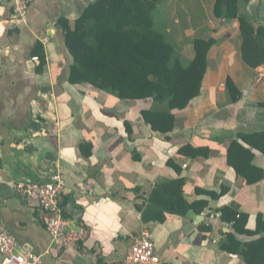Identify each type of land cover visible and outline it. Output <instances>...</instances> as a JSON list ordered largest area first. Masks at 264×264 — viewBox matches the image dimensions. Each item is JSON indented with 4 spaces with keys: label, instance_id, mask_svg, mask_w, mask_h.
<instances>
[{
    "label": "crops",
    "instance_id": "0c3cea01",
    "mask_svg": "<svg viewBox=\"0 0 264 264\" xmlns=\"http://www.w3.org/2000/svg\"><path fill=\"white\" fill-rule=\"evenodd\" d=\"M95 1L31 0L23 24L11 19L10 6L0 0V219L20 250L31 247L42 264H121L144 230L162 264H245L242 256L222 250L227 236L236 233L229 220H222V211L229 207L247 214V229L256 230L257 217L264 221V180L248 185L229 165L228 151L234 141L243 144L242 135L264 132V78L242 60L239 21L216 18L215 0H190L187 8L198 25L182 34L186 48L178 37V48L188 50L191 62L194 40L215 43L200 95L176 113L175 129L162 134L142 117L155 108L152 100H120L69 82L74 61L60 22L65 19L74 28ZM185 7L165 0L157 17L177 24L174 12ZM239 13L264 28V0L241 3ZM229 79L247 97L234 102ZM187 146L203 149V155H181ZM252 151L255 167L264 170V154ZM57 173L66 184L62 210L68 230L88 232L84 241L61 251L35 202L21 189L27 182L50 183ZM177 178L186 179L190 202L208 201V207L191 211L193 218L144 223L138 206L156 185ZM197 188L224 192L214 199L197 194ZM236 235L242 242L251 240Z\"/></svg>",
    "mask_w": 264,
    "mask_h": 264
},
{
    "label": "trees",
    "instance_id": "16d2710c",
    "mask_svg": "<svg viewBox=\"0 0 264 264\" xmlns=\"http://www.w3.org/2000/svg\"><path fill=\"white\" fill-rule=\"evenodd\" d=\"M165 0H96L76 21L75 27L61 20L66 46L73 57L69 82L88 84L120 100H152L155 108L142 112L143 120L153 131L167 134L176 127V113L190 108L200 95L208 68V53L214 40L196 39L191 62L183 64L175 44L166 34L167 24L157 17L158 6ZM252 0H215L214 16L227 21L238 20L242 36L241 55L246 66L259 69L264 64V28L254 25L248 15L239 13L241 3ZM234 102L242 98L231 79L227 82ZM264 108V104L261 105ZM228 151L229 165L248 185L264 180V170L255 167L254 153L264 154V132L242 135ZM183 156L197 158L203 149L184 147ZM168 165L178 173L173 161ZM186 179L167 180L155 186L138 206L142 221L165 223L169 217L185 218L191 211L201 213L208 201L190 202L185 196ZM197 194L209 191L197 188ZM222 220L230 221L236 233L227 236L222 250L240 255L245 264H264V221L257 217V228L247 229L249 216L225 208ZM208 230L210 228L208 227ZM236 234L249 236L242 242Z\"/></svg>",
    "mask_w": 264,
    "mask_h": 264
},
{
    "label": "built area",
    "instance_id": "2783aa9c",
    "mask_svg": "<svg viewBox=\"0 0 264 264\" xmlns=\"http://www.w3.org/2000/svg\"><path fill=\"white\" fill-rule=\"evenodd\" d=\"M11 8V19L20 23H28V13L31 0H2ZM45 42H48L46 40ZM259 74L264 78V64L259 68ZM248 93L243 92L242 97ZM24 195L35 202L40 218L52 237L58 251L72 242L84 241L88 232L69 231L63 216L62 203L67 192L64 177L61 173L55 174L50 183L27 182L21 185ZM215 216H211L214 218ZM0 255L1 264H42L41 257L30 247L20 250L16 238L8 231L0 219ZM121 264H162L156 252L150 233L142 231L134 241Z\"/></svg>",
    "mask_w": 264,
    "mask_h": 264
},
{
    "label": "rangeland",
    "instance_id": "374dc122",
    "mask_svg": "<svg viewBox=\"0 0 264 264\" xmlns=\"http://www.w3.org/2000/svg\"><path fill=\"white\" fill-rule=\"evenodd\" d=\"M179 2H181L182 4L186 5L185 9H180L178 11H175L174 14L177 16V18L180 20V22H178L177 24H172V23H168L164 18L163 20L166 21V24H167V37L169 38L170 41H172L175 46H176V49H177V52L179 55V57L181 58V61L183 64H188V60H189V57L187 56L188 54L186 53L188 50L187 49H179L178 48V44L179 43V40H178V37L181 39H183L182 41L184 42V47L186 48L187 45H188V40L184 37V32L186 31H189L190 27L195 25V27H197V23H192L194 22V19L195 18H191L195 15V13H192V9L190 8H187L188 7V4L190 2V0H178ZM169 9V8H168ZM166 9V11L168 10ZM187 10V12L185 11ZM169 11H167L168 13ZM170 14H172V12H170ZM167 18H169V20L171 21V16L169 15V17L167 16ZM191 18V19H190ZM186 40H187V43H186ZM183 44V43H182Z\"/></svg>",
    "mask_w": 264,
    "mask_h": 264
},
{
    "label": "water",
    "instance_id": "95a60500",
    "mask_svg": "<svg viewBox=\"0 0 264 264\" xmlns=\"http://www.w3.org/2000/svg\"><path fill=\"white\" fill-rule=\"evenodd\" d=\"M228 4V0H225V5H227ZM188 216L189 217H191V218H193L194 217V215H193V213L192 212H190L189 214H188Z\"/></svg>",
    "mask_w": 264,
    "mask_h": 264
}]
</instances>
